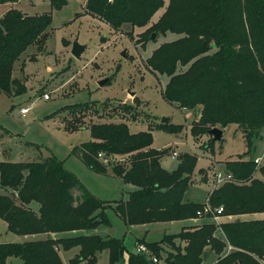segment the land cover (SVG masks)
<instances>
[{"label": "trees", "instance_id": "trees-1", "mask_svg": "<svg viewBox=\"0 0 264 264\" xmlns=\"http://www.w3.org/2000/svg\"><path fill=\"white\" fill-rule=\"evenodd\" d=\"M49 1L55 10L66 3ZM84 1L85 14L114 30L124 24L146 27L164 7L163 0ZM16 2L0 0V5ZM50 23V14L27 16L15 9L0 17V94L25 91L19 80L12 78L14 63L29 46L45 39ZM144 33L180 36L153 50L146 65L151 73L168 77L161 91L165 102L197 114L190 126L194 140L199 141L212 128L235 125L243 133L246 152L225 162L224 172L232 181L220 185L207 198L211 207L222 208L217 217L232 216L235 220L215 223L207 216L208 222L183 227L159 242L138 239V243L166 264H205L204 252L219 260L217 264H264V219H240L264 214V166L258 170L262 179L254 178L258 168L248 156L264 130V0H169L156 23ZM178 66L186 68L178 73ZM94 105L74 104L51 117L66 110L78 125L91 108L97 119L112 117L104 113L106 104L101 108ZM121 109L127 112L131 107ZM111 112L113 115V109ZM67 124L68 129L77 131L72 122ZM154 128L178 134L183 125L167 121ZM86 129L91 141L74 147L71 154L90 171L111 173L135 190L128 192L126 199L103 202L53 156L38 162H0V188L8 191L0 194V220L6 223L7 231L23 237L47 235L22 243H0V264L10 259H19L21 264H62L58 251L75 247L78 254L71 264H95L97 254L103 251H107L109 264L123 260L127 251L120 239L94 234L49 236L108 227L106 209H112L128 226L197 219L196 212L205 203L184 201L196 164L194 155L184 153L176 167L167 171L160 159L168 149L152 147L151 128L132 134L124 122H92ZM208 143L210 147L215 143L212 137ZM235 180L240 183H233ZM31 203L37 205L35 211ZM228 246L232 248L229 252ZM128 255L125 264H153L148 257Z\"/></svg>", "mask_w": 264, "mask_h": 264}, {"label": "rangeland", "instance_id": "rangeland-1", "mask_svg": "<svg viewBox=\"0 0 264 264\" xmlns=\"http://www.w3.org/2000/svg\"><path fill=\"white\" fill-rule=\"evenodd\" d=\"M168 1L163 0L164 7L154 14L146 27L132 28L124 24L117 30L85 14L84 0H65V5L59 10L51 9L49 0H17L14 5H0V17L9 9H15L27 16H51L45 39L39 44L29 46L14 63L12 78L19 80L25 91L18 95L0 94V162H38L53 156L62 161L65 169L75 175L99 200L112 202L126 199L127 193L135 190L134 186L124 184L111 173L98 175L90 171L71 154L74 147L91 141L90 132L86 128L92 122H124L132 134L151 128L152 147L160 151L168 149L160 159L161 167L167 171L176 167L179 157L184 153L194 155L196 164L184 201L208 204V195L213 192L211 183L214 176L217 173H225V162L236 160L238 156L245 154L246 144L242 131L235 125L223 129L221 141L211 147L208 142L212 136L209 134L195 141L190 133V126L198 119L197 114L178 109L164 101L161 91L168 77L151 73L146 60L153 50L180 36L172 33H152L154 38H151L152 34L145 35L144 32L156 23ZM74 42L85 47L79 58L71 54ZM185 68L178 66L177 72H182ZM105 80L106 82L99 86V82ZM44 94L48 95L49 99L45 100ZM88 102L95 103V108L106 104L104 113L112 117L97 119L96 115L91 113L93 108L84 119H80L78 123L82 124L81 126L74 124L75 121L68 116L66 110L51 117L62 108ZM123 106H130L131 109L125 112L121 109ZM22 107L29 108V112L24 116L19 114ZM111 109L114 111L113 115ZM163 118L170 124L183 125V129L178 134H168L154 128V125L163 123ZM69 121L77 131L68 129ZM261 136L259 141H255V149L248 156H262L264 130ZM172 152L177 154L176 159L171 158ZM262 166L264 159L259 167H256L258 169L254 178L262 179L258 172ZM233 183L240 182L235 180ZM4 193L8 194V191L0 188V194ZM30 208L35 211L37 205L31 203ZM210 208L216 209L211 206ZM105 212L110 223L108 227L101 225L95 230L62 234L57 238L94 234L102 238L120 239L127 252L124 253L123 260L115 264H125L128 253L134 254L138 239H144L148 243L159 242L164 235L177 234L183 227L208 222L206 217L200 216L194 223L176 221L128 226L112 209H106ZM220 218L212 222L235 220L232 216ZM240 219H264V214L244 215ZM36 238L37 236L15 235L7 231L6 223L0 220V243H22ZM164 246L169 250L168 246ZM76 254L77 247L58 251L62 264H71ZM165 256L163 253L162 257ZM208 259L205 264H210L215 258ZM17 261L21 262L19 259ZM14 262V259H10L7 264ZM95 264H109L107 251L97 254ZM159 264L166 263L160 260Z\"/></svg>", "mask_w": 264, "mask_h": 264}, {"label": "built area", "instance_id": "built-area-1", "mask_svg": "<svg viewBox=\"0 0 264 264\" xmlns=\"http://www.w3.org/2000/svg\"><path fill=\"white\" fill-rule=\"evenodd\" d=\"M43 98L45 100L49 99V96L44 94ZM29 112V108L27 107H22L19 109V114L21 116L26 115ZM262 149H263V153L261 157H255L253 158V163L256 165V167H259V165L262 163L263 159H264V137H263V145H262ZM100 157V156H99ZM171 158L172 159H176L177 158V154L175 152L171 153ZM232 181V176L227 174V173H217L214 176V179L211 183V190L217 189L221 184L225 183V182H230ZM222 212V208H216V209H211L210 206L205 203L204 206L196 212V216L197 218H200V216L203 217H207V216H211L213 220L217 221L219 219V217H217V215H220ZM232 248L230 246H228L227 248V252L231 251ZM134 254L136 255H141V256H145L148 257L149 260L153 263V264H159L160 260L158 258H156L155 256H153L149 250L147 249V247L142 244V243H135V250H134ZM219 260H214L213 262H211L210 264H217Z\"/></svg>", "mask_w": 264, "mask_h": 264}, {"label": "water", "instance_id": "water-1", "mask_svg": "<svg viewBox=\"0 0 264 264\" xmlns=\"http://www.w3.org/2000/svg\"><path fill=\"white\" fill-rule=\"evenodd\" d=\"M151 38H154V34L151 35ZM84 49H85L84 46H81L77 42H74L73 45H72L71 54L75 58H79L80 54L83 52ZM124 56H125V54L123 52L122 53V57H124ZM105 82H106V80L105 81H100L99 82V86H102ZM167 121L168 120L166 118L161 119V122H163V123H166ZM208 134L210 136H212L213 142L216 143V142H220L221 141L222 135H223V131L218 129V128H212L211 130H209ZM240 157L241 156H238V158H240ZM179 159H181V156L179 157ZM236 221H238V220H236ZM209 256H210L209 252H204L203 253V257H202L203 262H206L207 259L209 258Z\"/></svg>", "mask_w": 264, "mask_h": 264}, {"label": "crops", "instance_id": "crops-1", "mask_svg": "<svg viewBox=\"0 0 264 264\" xmlns=\"http://www.w3.org/2000/svg\"><path fill=\"white\" fill-rule=\"evenodd\" d=\"M12 5H14V4H12ZM5 7H8V6H5ZM6 11H7V10H5V11L2 13V15H3ZM172 170H173V169H172ZM220 219H224V218H220ZM196 220H197V219H194V220H188V221L194 223ZM188 221H187V222H188ZM220 222H225V220H224V221H220ZM77 232H80V231H74V232H69V233H77ZM63 234H68V233H63ZM58 235H62V234H51V235H49V236L52 237V238H57ZM46 237H47V235H38L37 238L34 239V240H37V239H43V238H46ZM14 261H15L14 264H21V262H18L17 259H14Z\"/></svg>", "mask_w": 264, "mask_h": 264}]
</instances>
